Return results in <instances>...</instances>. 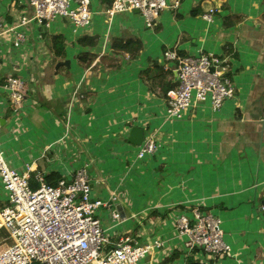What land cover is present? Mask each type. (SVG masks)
<instances>
[{
  "label": "crops",
  "instance_id": "crops-1",
  "mask_svg": "<svg viewBox=\"0 0 264 264\" xmlns=\"http://www.w3.org/2000/svg\"><path fill=\"white\" fill-rule=\"evenodd\" d=\"M167 2L178 5L153 29L135 12L110 19L103 10L111 0H91L88 28L74 32L60 18L48 26L31 22L18 29L27 36L19 49L13 34L3 35L0 153L11 169L30 168L33 188L38 175L55 185L88 165L92 198L117 197L98 210L108 247L124 236L162 243L144 264H264V0ZM21 15H32L29 0H0L6 28ZM167 52L226 59L233 96L219 111L197 103L167 120V93L178 86L177 62L165 61ZM65 61L69 66L56 71ZM9 76L25 82L17 112L4 88ZM133 127L144 140L156 139L154 154L137 159L139 147L127 141ZM5 204L0 183V211ZM195 208L221 220L231 257L185 249L176 220L191 218ZM10 240L1 228L0 249Z\"/></svg>",
  "mask_w": 264,
  "mask_h": 264
},
{
  "label": "built area",
  "instance_id": "built-area-1",
  "mask_svg": "<svg viewBox=\"0 0 264 264\" xmlns=\"http://www.w3.org/2000/svg\"><path fill=\"white\" fill-rule=\"evenodd\" d=\"M91 0H29L31 16L16 18L14 26L6 28L0 18V38L11 33L13 45L21 48L27 36L18 29L31 22L48 26L55 19L67 20L74 32L88 28L92 22ZM167 0H111L103 14L112 19L116 15L137 12L148 29H153L161 13L170 7ZM215 10L203 14L212 20ZM165 61L177 62L178 86L167 93L166 119L178 120L193 104L209 102L219 111L225 100L231 98L234 87L226 76L228 62L210 53L179 57L165 53ZM4 88L14 111L25 103V82L21 78L7 77ZM158 143L147 137L137 152L142 160L156 152ZM36 188L31 185L30 168L24 173L11 169L0 153V183L6 204L0 211V229H5L13 244L0 253V264H144L153 249L162 243L140 244L131 237H118L109 248V236L96 216L101 207L115 204L112 195L108 202L93 199L88 165L78 168L70 180L60 179L49 185L41 175L35 177ZM115 220L125 219L118 213ZM177 233L185 236V249L198 250L214 258L231 257V247L225 242L221 220L200 208L192 210L191 218L179 216Z\"/></svg>",
  "mask_w": 264,
  "mask_h": 264
},
{
  "label": "water",
  "instance_id": "water-1",
  "mask_svg": "<svg viewBox=\"0 0 264 264\" xmlns=\"http://www.w3.org/2000/svg\"><path fill=\"white\" fill-rule=\"evenodd\" d=\"M135 13H137V12H135ZM62 66L68 67L69 63L67 61H65L63 63H58L56 65V67H55V70L57 71ZM127 141H128V143H130L134 147H140L141 144L144 141V132H143V130L138 128V127H133L130 130L129 137H128ZM260 205H261V210L264 211V200H262L260 202Z\"/></svg>",
  "mask_w": 264,
  "mask_h": 264
},
{
  "label": "trees",
  "instance_id": "trees-1",
  "mask_svg": "<svg viewBox=\"0 0 264 264\" xmlns=\"http://www.w3.org/2000/svg\"><path fill=\"white\" fill-rule=\"evenodd\" d=\"M56 41V38L54 39V42ZM120 43L121 41H115V42H113V48H116L117 46H116V43ZM58 43V42H57ZM81 43H89V44H91V42H86V40H81ZM58 46L60 47V44L58 43ZM177 255L175 254V255H173L171 258H170V262L173 260V257H176ZM168 262L169 261H167V262H165L164 264H168ZM186 264H199V263H194V262H187Z\"/></svg>",
  "mask_w": 264,
  "mask_h": 264
},
{
  "label": "rangeland",
  "instance_id": "rangeland-1",
  "mask_svg": "<svg viewBox=\"0 0 264 264\" xmlns=\"http://www.w3.org/2000/svg\"><path fill=\"white\" fill-rule=\"evenodd\" d=\"M102 201H103V200H102ZM3 207H4V206H3ZM3 207H2V208H3ZM2 208H1V209H2ZM98 215H99V212L96 214V216L99 217ZM12 244H13V241L10 240V241L7 243V246H6V247H4L3 249H0V253L4 252V251H5L6 249H8Z\"/></svg>",
  "mask_w": 264,
  "mask_h": 264
}]
</instances>
